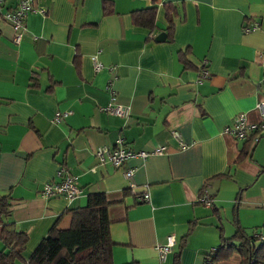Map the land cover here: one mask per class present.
Segmentation results:
<instances>
[{
	"label": "crops",
	"instance_id": "1",
	"mask_svg": "<svg viewBox=\"0 0 264 264\" xmlns=\"http://www.w3.org/2000/svg\"><path fill=\"white\" fill-rule=\"evenodd\" d=\"M16 4L0 0V196L10 195L27 235L24 263L54 225H70V209L103 192L114 264H241L218 247L235 219L264 238V133L254 142L226 128L240 113L250 126L261 121L264 0H33L46 11L27 14L18 43L2 18ZM109 103L129 114L105 111ZM119 141L146 157L118 169L99 162L97 149ZM61 167L81 193L43 197ZM170 235L176 244L162 259Z\"/></svg>",
	"mask_w": 264,
	"mask_h": 264
},
{
	"label": "trees",
	"instance_id": "2",
	"mask_svg": "<svg viewBox=\"0 0 264 264\" xmlns=\"http://www.w3.org/2000/svg\"><path fill=\"white\" fill-rule=\"evenodd\" d=\"M143 11L149 16L147 21L151 22L153 9ZM167 28L171 35L172 24L169 23ZM180 58L187 65L182 52ZM246 150L242 149L239 158L246 154ZM10 200L9 194L0 196V241L4 244L0 248V264H114L107 214L109 202L105 193L92 192L87 196L85 205L70 209V225L65 229L54 225L34 249L28 263H24L21 257L27 235L17 230L11 219ZM235 221L234 233L230 237L221 235L218 249L236 250L241 255V264H264V238L248 233L237 219ZM126 264L138 263L132 261Z\"/></svg>",
	"mask_w": 264,
	"mask_h": 264
},
{
	"label": "built area",
	"instance_id": "3",
	"mask_svg": "<svg viewBox=\"0 0 264 264\" xmlns=\"http://www.w3.org/2000/svg\"><path fill=\"white\" fill-rule=\"evenodd\" d=\"M39 11L44 13L45 8H36L33 5V0H17V4L11 10L6 9L2 12V18L8 21L14 31L13 41L18 43L21 39V32L23 26V21L30 12ZM256 28V24L246 27L245 31ZM94 67L96 70H99L103 67L102 63L97 60L95 55L91 56ZM262 63L264 64V51L262 54ZM201 78H208L209 73L207 70H201ZM261 113V121L257 125H248L242 113L238 114L234 120V123L231 126L226 128V132L230 133L233 137L237 139H245L249 135L253 141H257L259 137L264 133V103L258 105ZM105 111H108L114 115L118 116H127L129 114V109L123 107L120 104L109 103L104 107ZM58 114H60L58 112ZM175 137L180 138L179 133L176 131L173 133ZM181 144V148H184L185 145ZM163 147H159L153 150V154H159L163 151ZM146 152L135 153L129 149L124 148L121 145V141L118 142L116 147L106 148L100 147L96 151V156L101 163H109L114 168H121L124 163L132 157L140 156L146 157ZM134 169L127 168L124 171V174L127 179H131L133 176ZM59 177L58 180H50L44 183L41 188L40 194L45 197H54V196H64L68 199H73L81 193V188L77 184L76 177L67 173L64 167H61L57 171ZM132 185V183L130 184ZM149 194L146 192L139 197V200H147ZM200 202L203 205L210 206L212 203V198L208 196L206 192L200 197ZM176 244V238L173 235L167 237V241L164 245L159 246L160 258L164 259L166 254L169 253L174 245Z\"/></svg>",
	"mask_w": 264,
	"mask_h": 264
},
{
	"label": "water",
	"instance_id": "4",
	"mask_svg": "<svg viewBox=\"0 0 264 264\" xmlns=\"http://www.w3.org/2000/svg\"><path fill=\"white\" fill-rule=\"evenodd\" d=\"M165 36H166V33L162 31L156 35L155 39L158 41H163L165 39Z\"/></svg>",
	"mask_w": 264,
	"mask_h": 264
},
{
	"label": "rangeland",
	"instance_id": "5",
	"mask_svg": "<svg viewBox=\"0 0 264 264\" xmlns=\"http://www.w3.org/2000/svg\"><path fill=\"white\" fill-rule=\"evenodd\" d=\"M248 231V233H250L251 231L250 230H247Z\"/></svg>",
	"mask_w": 264,
	"mask_h": 264
}]
</instances>
